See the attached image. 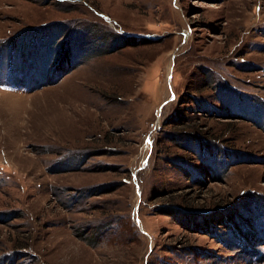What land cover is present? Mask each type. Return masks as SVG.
Returning <instances> with one entry per match:
<instances>
[{"label": "rangeland", "instance_id": "1", "mask_svg": "<svg viewBox=\"0 0 264 264\" xmlns=\"http://www.w3.org/2000/svg\"><path fill=\"white\" fill-rule=\"evenodd\" d=\"M0 264H264V0H0Z\"/></svg>", "mask_w": 264, "mask_h": 264}, {"label": "trees", "instance_id": "2", "mask_svg": "<svg viewBox=\"0 0 264 264\" xmlns=\"http://www.w3.org/2000/svg\"><path fill=\"white\" fill-rule=\"evenodd\" d=\"M175 137L178 139L174 140ZM198 139H199V134L195 133L194 131H191V132L188 131V132H183V133L179 132V134L178 133L172 134L170 137H168V140H173V142L175 141V143L179 146L182 143H185V144L187 143V144L194 145L195 148H197V147L199 148V146H200V142H198L199 141ZM165 212H168V211H165ZM169 214H171V213H169Z\"/></svg>", "mask_w": 264, "mask_h": 264}, {"label": "crops", "instance_id": "3", "mask_svg": "<svg viewBox=\"0 0 264 264\" xmlns=\"http://www.w3.org/2000/svg\"><path fill=\"white\" fill-rule=\"evenodd\" d=\"M219 100H220V98H218ZM229 102V101H228ZM232 102H234V101H232ZM230 103H231V101H230ZM201 151V153L199 152V151ZM196 152L198 153V156H200V158H199V160L201 161L200 163H202V160L201 159H203V158H201V154H202V150H201V146H199V148L197 147V150H196ZM217 153L215 152V155H216ZM192 180H195L194 178H193V175H192Z\"/></svg>", "mask_w": 264, "mask_h": 264}, {"label": "bare ground", "instance_id": "4", "mask_svg": "<svg viewBox=\"0 0 264 264\" xmlns=\"http://www.w3.org/2000/svg\"><path fill=\"white\" fill-rule=\"evenodd\" d=\"M248 237H250V238H252V235L250 234V235H247Z\"/></svg>", "mask_w": 264, "mask_h": 264}]
</instances>
